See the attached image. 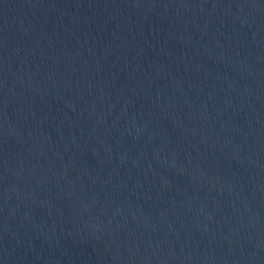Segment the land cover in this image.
Masks as SVG:
<instances>
[{
  "label": "water",
  "instance_id": "1",
  "mask_svg": "<svg viewBox=\"0 0 264 264\" xmlns=\"http://www.w3.org/2000/svg\"><path fill=\"white\" fill-rule=\"evenodd\" d=\"M0 264H264V0H0Z\"/></svg>",
  "mask_w": 264,
  "mask_h": 264
}]
</instances>
